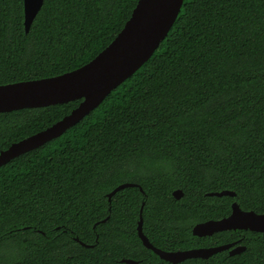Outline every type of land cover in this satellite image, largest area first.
Masks as SVG:
<instances>
[{
    "label": "trees",
    "instance_id": "16d2710c",
    "mask_svg": "<svg viewBox=\"0 0 264 264\" xmlns=\"http://www.w3.org/2000/svg\"><path fill=\"white\" fill-rule=\"evenodd\" d=\"M137 1L43 0L26 32L22 0H0V85L86 64ZM80 102L0 113V151ZM124 183L142 191L108 202ZM223 190L235 195H206ZM232 203L264 214V0H184L145 64L62 135L0 167V264H170L139 239L140 210L152 246L186 250L202 245L192 227ZM229 235L245 250L176 264H264L261 233L213 240Z\"/></svg>",
    "mask_w": 264,
    "mask_h": 264
},
{
    "label": "water",
    "instance_id": "95a60500",
    "mask_svg": "<svg viewBox=\"0 0 264 264\" xmlns=\"http://www.w3.org/2000/svg\"><path fill=\"white\" fill-rule=\"evenodd\" d=\"M183 1L138 0L121 31L107 47L86 64L73 71L50 78L0 85V113L41 108L81 99L78 106L59 121L0 151V167L17 156L62 135L145 64L173 26ZM42 3L43 0H22L26 32ZM133 186L142 191L136 184L124 183L107 194L108 202L118 190ZM182 195L180 189L172 192L176 200H179ZM206 195L221 197L234 196L235 193L223 190ZM136 230L145 248L171 264L192 258L207 259L221 251H228L229 255H235L245 250V247L241 245L233 247L234 244L176 252L160 250L152 246L142 232L141 210ZM230 230H249L264 236V214L243 211L236 203H232L228 216L195 224L191 231L192 235L201 237ZM75 240L78 241L77 238ZM120 262L134 264L136 261L121 259Z\"/></svg>",
    "mask_w": 264,
    "mask_h": 264
},
{
    "label": "flooded vegetation",
    "instance_id": "af4514ba",
    "mask_svg": "<svg viewBox=\"0 0 264 264\" xmlns=\"http://www.w3.org/2000/svg\"><path fill=\"white\" fill-rule=\"evenodd\" d=\"M218 233H220V232H218ZM218 233H213L212 235H206V236H201V237L197 236L198 238L203 239V241H201L202 245L196 246V247H192V248H189V249L212 248V247H218V246H223V245H227V244H234L233 247L241 245L239 243L241 241V239L238 238V239H235V240H231V235H229L228 238H225L226 239L225 242L220 243V244H215L216 241L213 240V239L216 237V234H218ZM241 246H243V245H241ZM189 249H186V250H189ZM164 251L176 252V251H183V250H164Z\"/></svg>",
    "mask_w": 264,
    "mask_h": 264
}]
</instances>
